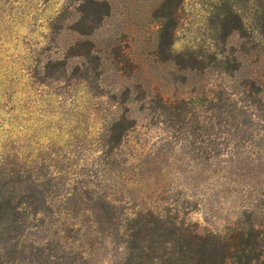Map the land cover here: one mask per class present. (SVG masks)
Returning a JSON list of instances; mask_svg holds the SVG:
<instances>
[{"label":"rangeland","instance_id":"1","mask_svg":"<svg viewBox=\"0 0 264 264\" xmlns=\"http://www.w3.org/2000/svg\"><path fill=\"white\" fill-rule=\"evenodd\" d=\"M186 248L264 264V0H0V264Z\"/></svg>","mask_w":264,"mask_h":264},{"label":"trees","instance_id":"2","mask_svg":"<svg viewBox=\"0 0 264 264\" xmlns=\"http://www.w3.org/2000/svg\"><path fill=\"white\" fill-rule=\"evenodd\" d=\"M182 253V256L187 260L186 262L190 264H230L231 261L227 250L207 252L206 250L196 251L195 248H186V251H182ZM175 256L178 257V254Z\"/></svg>","mask_w":264,"mask_h":264}]
</instances>
